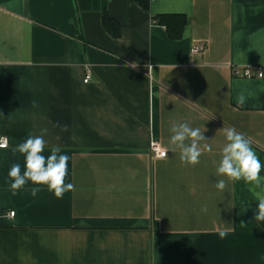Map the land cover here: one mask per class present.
<instances>
[{"label":"crops","instance_id":"1","mask_svg":"<svg viewBox=\"0 0 264 264\" xmlns=\"http://www.w3.org/2000/svg\"><path fill=\"white\" fill-rule=\"evenodd\" d=\"M162 14L186 15L180 39ZM250 65L264 66V0H0V264H264V168L259 188L215 187L223 128L264 165V77L233 73ZM184 122L206 129L194 167L169 144ZM43 128V154L69 156L62 199L10 190L12 149Z\"/></svg>","mask_w":264,"mask_h":264},{"label":"clouds","instance_id":"2","mask_svg":"<svg viewBox=\"0 0 264 264\" xmlns=\"http://www.w3.org/2000/svg\"><path fill=\"white\" fill-rule=\"evenodd\" d=\"M131 66L136 67L133 64ZM245 102V96L240 94L237 103L242 106ZM33 107H38L36 101H33ZM54 127H60V125L57 123ZM222 130L226 144L222 149L221 160L216 168V176L221 177L215 183L216 189L224 192L229 181L240 180L259 188L262 184L260 173L264 165L253 150L251 141L242 133L237 132L235 128L228 127ZM61 131H67V126H62ZM204 131H201L199 127H191L187 122L171 125L169 144L172 151L179 150L182 165L194 167L200 163L201 142L208 141L203 135ZM47 134L48 129L43 128L40 135L29 134L23 142L12 149L14 154L20 153L24 157L23 171L20 163H14L8 172L11 181L10 190L13 195H16L29 181L33 185L46 186L47 190L52 192L57 199H62L65 193L75 190L73 183L65 182L68 175L69 156L63 154L58 146H52L49 155L43 154L47 145L44 136ZM6 147V144H0V148ZM203 148L205 151H212V147L208 143H204ZM162 155L167 156V152ZM40 191V187H32L31 195L35 197ZM258 202V215L255 219L257 222H261L264 221V196L259 197ZM201 211L206 212L207 207H202ZM219 234L221 238L226 235L223 231Z\"/></svg>","mask_w":264,"mask_h":264},{"label":"built area","instance_id":"3","mask_svg":"<svg viewBox=\"0 0 264 264\" xmlns=\"http://www.w3.org/2000/svg\"><path fill=\"white\" fill-rule=\"evenodd\" d=\"M204 49L203 46H195L192 51L193 52H199ZM233 73L236 76L239 77H244V78H263L264 77V66L263 65H258V66H245L243 68L240 67H234L233 68ZM90 79V76L88 75L85 79L86 82H88ZM0 144H6L7 147L9 145L8 139L7 138H1L0 139ZM6 147V148H7ZM150 154L152 158H162L165 157L162 155V153L167 152V150L162 146V144L159 141L156 140H151L150 142ZM15 211L10 212V216H14Z\"/></svg>","mask_w":264,"mask_h":264},{"label":"trees","instance_id":"4","mask_svg":"<svg viewBox=\"0 0 264 264\" xmlns=\"http://www.w3.org/2000/svg\"><path fill=\"white\" fill-rule=\"evenodd\" d=\"M140 5L148 9L150 0H138ZM114 21L112 19L106 18V24L111 27V24ZM156 22L160 25L166 27L169 37L172 40H178L182 37L184 29L187 25V17L184 14H162L159 15L156 19ZM115 24L117 32L115 35L119 34V26Z\"/></svg>","mask_w":264,"mask_h":264}]
</instances>
